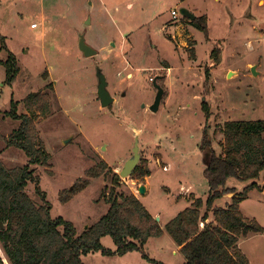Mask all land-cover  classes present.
Here are the masks:
<instances>
[{
	"label": "rangeland",
	"instance_id": "rangeland-1",
	"mask_svg": "<svg viewBox=\"0 0 264 264\" xmlns=\"http://www.w3.org/2000/svg\"><path fill=\"white\" fill-rule=\"evenodd\" d=\"M180 7L206 16L207 35L179 14ZM174 8L178 18L170 15ZM80 33L96 49L94 56L78 49ZM9 54L19 71L7 84L0 62V158L6 167L28 161L21 148L7 145L20 123L7 115L12 106L33 116L50 154L46 165L33 166L39 179L27 183L28 195L42 203L38 186L50 215L70 220L80 233L107 211L105 196L115 188L141 200L162 228L142 251L88 252L84 264H153L150 258L182 264L184 256L165 223L197 197L205 201L204 169L212 148L223 153V124L264 120V0H0V60ZM96 66L114 96L106 107L96 92ZM154 79L164 93L153 112L148 106L157 91ZM137 136L138 165L121 176ZM203 136L211 142L205 150ZM90 168L98 175L88 174ZM229 183L236 190L216 199L215 206L242 195L246 183ZM68 191L73 193L61 202ZM239 210L262 231L240 235L238 247L249 264H264L263 188L248 190ZM101 243L115 249L108 235ZM0 257L9 264L1 245Z\"/></svg>",
	"mask_w": 264,
	"mask_h": 264
},
{
	"label": "trees",
	"instance_id": "trees-1",
	"mask_svg": "<svg viewBox=\"0 0 264 264\" xmlns=\"http://www.w3.org/2000/svg\"><path fill=\"white\" fill-rule=\"evenodd\" d=\"M190 20L207 35L206 16ZM215 59H218L217 55ZM0 62L5 67V83L13 82L19 71L16 57L9 54ZM9 114L20 123L10 133L7 145L21 148L28 158L23 167H6L0 158V222L4 224L0 228V245L9 264H84L83 257L88 252L122 255L142 251L150 237L162 233V228L141 200L115 188L105 196L109 203L107 211L80 233L70 220L52 217L50 204L44 200L38 186L35 191L43 199L42 203L34 201L26 192L27 183L30 180L37 183L39 179L34 175L33 166L46 165L50 154L38 137L33 116L19 114L13 106ZM223 125V153L217 154L212 148L204 169L208 183L205 201L197 197L191 206L177 212L164 225L167 234L180 246L179 251L184 256L182 264H249L238 247V238L249 231H262L255 220L244 219L239 203L248 190L264 188L256 182L264 173V120H228ZM200 144L203 150L211 147L206 136ZM101 165L106 164L102 162ZM88 174L97 176L98 172L90 168ZM118 179L114 174L116 185H119ZM229 179L246 183L242 195H233L225 206H215L216 199L236 190ZM71 193L73 191L60 195L61 202H65ZM200 223H204L202 228H199ZM105 235L112 237L114 250L102 245L101 239ZM150 261L164 264L151 258ZM0 264H4L1 257Z\"/></svg>",
	"mask_w": 264,
	"mask_h": 264
},
{
	"label": "water",
	"instance_id": "water-1",
	"mask_svg": "<svg viewBox=\"0 0 264 264\" xmlns=\"http://www.w3.org/2000/svg\"><path fill=\"white\" fill-rule=\"evenodd\" d=\"M179 14L183 17H188L190 19H194L196 16L193 14L189 9L180 7L179 8ZM113 44V43H112ZM78 49L82 52L84 56H94L97 51L94 47H92L90 44L87 43L86 38L84 37L83 33H80L78 35ZM251 70H253V73L256 74L257 72L254 69V66L251 67ZM95 74L97 77V85H96V92L97 96L99 98V102L101 106L105 107L110 105L114 101V97L108 91L107 89V79L105 73H103L101 67L96 66L95 67ZM153 84L155 85V88L157 90L156 95L154 97L153 103L148 106V109L151 111H157L158 106L160 103V100L163 96L164 90L162 87L156 83V79L152 80ZM124 94V93H123ZM144 106V104H141ZM69 140V138H65L63 140V143ZM138 145V136L135 137L134 143H133V148H132V154L123 162V166L120 169L119 175L121 176H129L134 169L137 167V163L140 158V149ZM208 165V162H206V166ZM139 192L143 193L145 191V186L140 185L139 186ZM263 193H264V188H263ZM4 227L3 222H0V228ZM88 226H85V228Z\"/></svg>",
	"mask_w": 264,
	"mask_h": 264
},
{
	"label": "built area",
	"instance_id": "built-area-1",
	"mask_svg": "<svg viewBox=\"0 0 264 264\" xmlns=\"http://www.w3.org/2000/svg\"><path fill=\"white\" fill-rule=\"evenodd\" d=\"M170 15H171V17L178 18L177 17L178 16L177 10L175 8L174 9H171L170 10Z\"/></svg>",
	"mask_w": 264,
	"mask_h": 264
},
{
	"label": "crops",
	"instance_id": "crops-1",
	"mask_svg": "<svg viewBox=\"0 0 264 264\" xmlns=\"http://www.w3.org/2000/svg\"><path fill=\"white\" fill-rule=\"evenodd\" d=\"M259 1H261V0H259ZM176 248L178 249V248H179V246H178V245H176Z\"/></svg>",
	"mask_w": 264,
	"mask_h": 264
},
{
	"label": "flooded vegetation",
	"instance_id": "flooded-vegetation-1",
	"mask_svg": "<svg viewBox=\"0 0 264 264\" xmlns=\"http://www.w3.org/2000/svg\"><path fill=\"white\" fill-rule=\"evenodd\" d=\"M157 92V91H156ZM156 95V94H155ZM114 97V96H113ZM155 97V96H154ZM106 107V106H105Z\"/></svg>",
	"mask_w": 264,
	"mask_h": 264
}]
</instances>
